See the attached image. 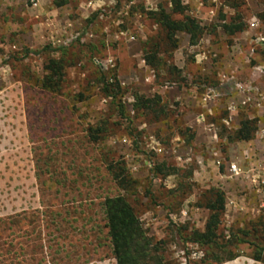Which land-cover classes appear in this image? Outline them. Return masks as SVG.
Returning <instances> with one entry per match:
<instances>
[{
	"label": "rangeland",
	"instance_id": "rangeland-1",
	"mask_svg": "<svg viewBox=\"0 0 264 264\" xmlns=\"http://www.w3.org/2000/svg\"><path fill=\"white\" fill-rule=\"evenodd\" d=\"M160 12L194 20L197 45L171 46ZM134 96L159 101L143 111ZM216 192L201 247L190 235ZM118 199L150 242L144 264H264V0H0V264H118Z\"/></svg>",
	"mask_w": 264,
	"mask_h": 264
},
{
	"label": "trees",
	"instance_id": "trees-1",
	"mask_svg": "<svg viewBox=\"0 0 264 264\" xmlns=\"http://www.w3.org/2000/svg\"><path fill=\"white\" fill-rule=\"evenodd\" d=\"M65 1L57 4V7H62ZM156 22L160 26L161 31L166 35L167 40L171 46L176 45V35L185 34L189 37L191 46L197 45L199 42L203 30L199 28L195 21L190 18H184L182 21H175L172 17L165 12L153 14ZM224 31L228 35H235L243 30L242 25H234L233 23L224 25ZM145 62L150 67H155L154 58L145 57ZM46 70L49 72V80L52 83L56 78L62 74V67L55 61H49L46 66ZM112 91H116L117 95L121 93V88L118 84H115L114 88L109 83L102 82V93L105 97H112L113 100L116 96H110ZM135 105L134 108L138 110H152L155 103L159 101V98L152 100H146L139 96H134ZM156 107V106H155ZM250 123L241 124V129L236 133V139L240 141H250L253 132L249 127ZM103 131L101 129L89 130L88 138L92 143L99 141V136ZM109 171H113V168H109ZM114 180L118 185L123 188L124 182L119 176H114ZM109 227L112 237V243L114 247V253L118 264H144L148 253V247L150 245L143 234L140 232L138 225L133 218L132 212L128 209L124 200L118 199L109 205ZM206 209L209 212L208 221L205 227L204 233L193 232L190 235V241L198 244L201 247H210L214 245L216 240V232L220 223V216L224 210V196L223 194L216 192L212 196V201L206 205ZM216 261L217 257H214ZM256 262H261L260 256L253 258ZM154 264H161L156 262Z\"/></svg>",
	"mask_w": 264,
	"mask_h": 264
},
{
	"label": "built area",
	"instance_id": "built-area-1",
	"mask_svg": "<svg viewBox=\"0 0 264 264\" xmlns=\"http://www.w3.org/2000/svg\"><path fill=\"white\" fill-rule=\"evenodd\" d=\"M32 5L33 7H36V3L32 2ZM227 171L229 174H231L234 177L239 175V171L236 165L228 166Z\"/></svg>",
	"mask_w": 264,
	"mask_h": 264
}]
</instances>
